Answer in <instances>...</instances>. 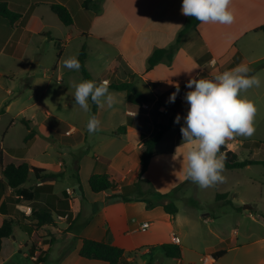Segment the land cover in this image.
Masks as SVG:
<instances>
[{"label": "crops", "instance_id": "obj_1", "mask_svg": "<svg viewBox=\"0 0 264 264\" xmlns=\"http://www.w3.org/2000/svg\"><path fill=\"white\" fill-rule=\"evenodd\" d=\"M7 1L25 8L23 17L15 27L22 29L26 35L45 34L43 24L53 13L51 4L65 6L72 14L75 28H72V35L68 34L67 41L59 40L60 46L64 48L68 41L77 40L80 45L79 53L85 48L87 69L92 71L91 66L93 68L98 59L103 61L98 69L100 73L93 75L96 80L101 82L103 77L111 74L112 77L108 76L106 79L109 82L113 76L116 80L128 81L149 99L148 102L151 98L158 101L162 96L170 97V93L176 90L174 85L177 83L180 87L178 95L183 97V92L190 90L186 87L190 78L211 79L203 76L211 67L214 68L209 73L220 74L223 68L231 70L241 64L250 67L252 64L264 63V31H255L264 25V0H232L230 8L235 16L233 24L200 23L187 35L170 63L161 62L150 70L148 60L154 51L173 46L188 21L189 17L182 15L180 11L182 0H94L98 2V10L85 8L83 4L86 0ZM63 56L64 51H61L58 66L54 67L58 82H63L65 75L61 67ZM112 71L116 72L115 75ZM120 72L123 79L117 77ZM259 79L260 87L251 88L256 97L264 90V81ZM64 92L74 100L75 90L70 84ZM109 92L124 102V124L119 127L101 125L98 132L90 135L86 126L82 129L74 125L67 127L61 119L53 118L52 133L62 145L57 158L43 159L39 163H31L27 159L30 148L35 144L36 135L22 158L11 155L9 150L25 146L11 148L0 144V152L5 159L10 158L15 163L26 161L30 166L45 169L48 173H63L61 179L46 183L31 176L22 188L30 189L35 195V201H26L19 199L13 189L6 186L0 163V225L5 219L17 221L13 238L7 239L16 241L15 231L20 229L29 239L25 248L29 250L33 241L36 242L32 258L46 252L59 239H73L75 247L67 255L70 260L67 264H107L80 257L83 239L122 248L125 251V264H145V257L153 259L155 247H160V252L156 251L158 258L150 264H223V259L238 248L233 243V237H223L221 242L224 247L210 251L207 257L213 259L214 262L211 263L198 251V246L187 241L189 232L184 227L185 220L181 230L183 237L174 230L181 227L182 223L179 207L176 215H169L164 210L167 200L171 198L163 196H170L173 190L186 181V176L184 180L182 176L174 182L170 179V167L180 164L178 160L183 156L182 145L159 152L160 141L147 171L139 178L143 143L152 137L155 126L147 123L148 126L135 118V113L131 110L139 105L129 99L127 92ZM146 103L141 104L146 106ZM11 104L9 101L2 102L0 112L3 113L0 115L6 114ZM102 108L98 106V119ZM44 111L48 112L49 121L52 113L48 109ZM123 126L125 130H120ZM6 134L2 135V143L5 142ZM81 140L87 147L77 155L76 150ZM227 146L230 149L231 142ZM46 154L43 151V155ZM95 174L109 175L114 187L101 193L92 192L89 181ZM157 181L162 184L161 188ZM50 195L58 198L51 200L52 203L48 206L53 213L54 225L28 233L24 226L30 222L33 203L46 201ZM221 201L223 203L220 205L231 204L228 194ZM196 204L194 200H190L186 207L194 211L198 208ZM206 221L211 220L207 218ZM144 223H148L147 228H142ZM163 226L171 228L169 234L162 230ZM234 234L238 232L234 231ZM47 236L50 239L48 244ZM175 236L180 239L178 245L182 249L181 259L166 258L161 248L165 243L174 244ZM7 239L3 240V245ZM220 250H226L227 253L215 261L212 254Z\"/></svg>", "mask_w": 264, "mask_h": 264}, {"label": "rangeland", "instance_id": "obj_2", "mask_svg": "<svg viewBox=\"0 0 264 264\" xmlns=\"http://www.w3.org/2000/svg\"><path fill=\"white\" fill-rule=\"evenodd\" d=\"M0 2L9 3L7 0H0ZM43 27L46 29L43 35H26L22 29H16L6 19L0 18V104L4 101L12 103L7 113L0 115V144L11 148L25 146V138L29 130L21 121H30L31 129L36 134L35 144L30 148L27 156L31 163L57 158V153L62 148L52 133L53 118L61 119L67 127L74 125L82 129L92 115V112H84L64 92L69 84L74 89L73 82L79 83L84 80L80 70H69L64 67V60L68 57L78 58L79 42L70 40L65 43L64 48L59 46V40L67 41L68 34L72 35L73 29L63 25L52 12L50 19L44 21ZM59 49L64 51L61 64L65 72L63 82L57 81L58 76L54 70V67L58 66ZM102 63L103 61L98 59L93 64V68L91 66L94 72L88 69L92 76L100 73L98 69ZM213 68L211 67L212 70ZM249 68L251 70L249 75H257L264 81V63L252 64ZM211 69L208 71H212ZM208 71L203 76L212 78L216 75ZM224 71L227 69L223 68L220 73ZM108 76L112 77L111 74H107L103 77L104 80L108 79ZM117 77L124 78L121 72ZM173 92L174 90L170 95ZM185 94L186 91L183 92V97L177 95L174 102H169V97L165 96L158 101L151 98V101L145 104L146 106L138 103L139 107L131 110L135 113V118L142 123L155 126L153 135L167 125L172 118L174 126L165 133L158 146L159 152L162 149L182 145L181 154L184 156L188 148L192 146L182 144V135L179 132L189 107L184 100ZM241 95L253 101L257 108L254 120L256 131L251 137H236L230 140L232 144L230 150L236 152L241 160L254 158L264 161V150L248 151L241 147V144L247 140H264V90L259 97L252 94L251 88ZM89 104L91 108V103ZM164 106H168L169 110L166 111ZM44 109L52 113L49 121L47 117L49 114ZM124 110V102L115 95L112 106L108 107L105 104L102 108L99 119L101 125L111 127L123 125ZM162 112L165 113L162 114ZM177 115L181 117L179 124L175 123ZM4 133L7 134L5 142L2 143ZM78 144L77 155L87 147L83 140ZM43 151L47 154L43 155ZM183 156L180 161L178 160L180 164H174L169 169L172 182L179 180L182 176L184 180L186 176V162ZM222 175L225 177L224 182L207 188H201L186 179L183 184L173 190L170 196H163L176 200L174 203L171 199L167 200V204H175L181 212V227L174 228V230L179 232L180 237H183L181 230H183V220H185L184 227L189 232L187 241L198 246V251L203 257L210 255L212 249L224 247L221 242L223 237H233V243L238 248L223 259V264H264V164H254L239 170H224ZM157 183L161 188L162 184L159 181ZM219 194H228L231 204L229 206L220 205L226 200L222 202L221 198H217ZM190 200L197 203L198 208L194 211L186 207ZM33 206L36 208L35 203ZM207 218L211 221H206ZM162 230L169 234L171 228L163 226ZM234 231L238 234H234ZM15 235H17L16 241L8 239L5 241L0 264H67L70 261L67 255L75 247L73 239H59V242L51 244L52 247L50 246L46 252L43 251L36 260H33L35 243L31 244L28 250L24 247L29 241L28 236L18 228ZM46 243H50L49 237ZM154 250L153 259L149 256L145 257L147 261L145 264L157 260L156 251L159 253L160 247H155Z\"/></svg>", "mask_w": 264, "mask_h": 264}, {"label": "clouds", "instance_id": "obj_3", "mask_svg": "<svg viewBox=\"0 0 264 264\" xmlns=\"http://www.w3.org/2000/svg\"><path fill=\"white\" fill-rule=\"evenodd\" d=\"M231 3L232 0H182L180 11L201 24L231 25L235 21ZM64 67L79 71L81 65L76 56H71L64 60ZM250 71L247 65L241 64L211 79L192 77L186 83L190 90L184 100L189 107L180 132L182 144L192 146L183 159L186 162V179L201 188L224 182L222 173L226 154L221 152V148L226 142L236 137H251L256 131L254 120L257 108L253 101L241 95L261 85L259 77L249 75ZM109 83L108 80L100 83L92 80L73 82L75 103L86 113L91 112L89 98L99 107L105 104L111 107L114 96L109 92ZM174 87L176 90L170 95L169 102H174L179 94V84ZM180 120V115H177L175 123L179 124ZM100 126L101 121L91 115L86 125L88 133L98 132Z\"/></svg>", "mask_w": 264, "mask_h": 264}, {"label": "trees", "instance_id": "obj_4", "mask_svg": "<svg viewBox=\"0 0 264 264\" xmlns=\"http://www.w3.org/2000/svg\"><path fill=\"white\" fill-rule=\"evenodd\" d=\"M83 6L87 9L94 8L98 10V2L94 0H86ZM51 10L58 17L63 25L66 27H74V20L70 11L61 4H51ZM25 13V8L21 6H17L14 4H9L7 2H0V18L6 19L12 26H16L18 22L21 20ZM200 24L193 17H189L188 21L183 28V30L179 33L176 43L169 48H161L156 49L154 53L148 60V69H152L157 64L161 62L170 63L173 60V57L176 51L179 49L182 42L185 40L187 35L195 30ZM255 31H264V25L255 29ZM60 46V45H59ZM61 48V47H60ZM61 55V49H59L58 58ZM86 51L83 48L78 56V60L80 62V73L84 80H92L96 83H100V81L96 80L89 70L86 67ZM115 71H112V74L115 75ZM252 75V74H250ZM109 90L113 91H125L128 93V97L131 101L137 103H146L149 101L143 94H141L132 83L128 81H121L111 79L109 83ZM90 100V98H89ZM91 112L92 115L97 116L98 106L91 102ZM166 111L169 110L168 106H166ZM3 113L0 112V114ZM165 112H162V114ZM23 124H25L29 130L28 135L25 138V147L19 149H11L9 153L11 155H17L18 157H24L27 151V148L32 144L35 140V132L31 129V122L28 120H22ZM174 124L172 122V118L162 129L158 130L152 137L148 138L143 143V152L140 160V172L139 178L143 176V174L147 171L151 158L154 155L155 148L159 144V142L164 137L165 133L173 128ZM120 130H125V127H121ZM180 132V131H179ZM181 134V132H180ZM182 135V134H181ZM230 141H227L226 144L221 148V152L226 154L225 160V168L224 170H239L245 167L254 165V164H264V161H260L259 159H245L241 160L239 155L228 149L227 145ZM242 149L244 150H256L261 151L264 150V140H247L241 144ZM6 159H8L6 161ZM4 158L2 152H0V163L2 166V174L5 179L6 186L13 189L14 193L19 197V199H23L26 201H35V195L31 192L30 189H23L22 186L34 176L36 180L46 183L57 181L62 178L63 173H48L45 169H41L38 167L30 166L26 161H22L20 163L13 162L10 158ZM90 188L94 193H101L107 190H110L114 187L111 177L107 174H95L90 178L89 181ZM80 190L82 187L79 185ZM165 196V195H164ZM227 194H219L217 198L225 199ZM58 199L57 196L50 195L48 200H43L41 202L36 203V208H33L32 214L30 215V222L26 224L25 230L28 233H32V231L47 226L54 225L53 213L49 205H51L52 201ZM164 210L169 215H176L178 213V208L175 204H167L164 206ZM17 224V221L14 219H5L0 225V256L3 247V240L7 238L13 237L14 226ZM36 237V236H35ZM34 237V238H35ZM36 246V242L33 241ZM164 256L169 259H181L182 258V249L179 245L173 243H165L161 246ZM227 253L226 250L216 251L212 254L215 261L222 258ZM79 255L82 258L89 260H99L104 261L107 264H125L124 255L125 251L114 245H110L104 242H98L90 239H83L82 247L79 251Z\"/></svg>", "mask_w": 264, "mask_h": 264}, {"label": "built area", "instance_id": "obj_5", "mask_svg": "<svg viewBox=\"0 0 264 264\" xmlns=\"http://www.w3.org/2000/svg\"><path fill=\"white\" fill-rule=\"evenodd\" d=\"M69 133H70V132H69ZM147 227H148V223H144L143 226H142V228H147ZM179 243H180V239H179V237L175 236V237H174V244L178 245ZM32 259H33V260H36L37 257H33ZM206 260L211 261V260H213V259H212L211 257H207ZM207 263H208V262H207Z\"/></svg>", "mask_w": 264, "mask_h": 264}]
</instances>
